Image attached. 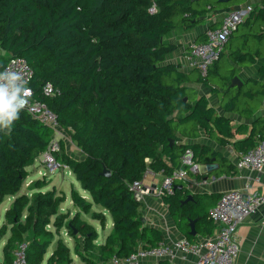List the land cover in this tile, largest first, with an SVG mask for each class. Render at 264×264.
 <instances>
[{
	"label": "trees",
	"instance_id": "1",
	"mask_svg": "<svg viewBox=\"0 0 264 264\" xmlns=\"http://www.w3.org/2000/svg\"><path fill=\"white\" fill-rule=\"evenodd\" d=\"M221 4L218 0H0V70L12 56L26 60L32 71V97L55 113L81 154L71 156L60 139L58 158L89 192L91 201L107 209L113 220L111 231L97 244V231L81 217L90 211L92 202L75 189L70 196L78 210L72 215L59 211L65 195L54 187L30 195L20 192L29 173L26 167L54 137L50 126L21 110L12 131L0 132V204L5 196L15 195L0 226V238L7 229L10 232L2 264H12V250L21 241L27 242L26 264H42L47 247L63 227L74 239L73 252L85 264H110L113 255L126 256L139 245L150 247L163 241L160 230L145 225L140 202L129 184L142 179L147 169L171 174L187 148L196 162L212 164L210 171L235 173V166L221 152L197 142H180L183 137L199 135V128L221 143L240 133V127L232 128L229 118L217 114L207 98L187 83L202 81L219 93L226 110L244 112L240 100L246 101L253 93L235 87L234 95H229L237 68L224 55L238 27L264 15V0L251 5L205 77L193 76L180 63L168 61V55L181 46L168 34L195 28L207 5ZM228 49L227 59L231 56L240 64L253 61L243 47ZM212 81L216 87L210 85ZM46 83L59 93L45 95ZM259 92L264 94V88ZM254 134L253 127L239 141L242 151L256 144ZM104 168L109 175L101 173ZM48 182L46 177L37 178L30 189H40ZM186 197L183 181H176L173 193L162 200L188 239L196 237L189 234L188 220L193 218L196 233L210 234L208 210L213 204L209 206L204 195H192L182 202ZM92 217L104 223L102 212H92ZM71 261L69 246L58 237L45 264Z\"/></svg>",
	"mask_w": 264,
	"mask_h": 264
},
{
	"label": "crops",
	"instance_id": "2",
	"mask_svg": "<svg viewBox=\"0 0 264 264\" xmlns=\"http://www.w3.org/2000/svg\"><path fill=\"white\" fill-rule=\"evenodd\" d=\"M218 1L222 2V4L215 5V7L212 8L207 5L206 13L204 14L201 22L195 28L187 32L175 30L174 32L177 33L178 38L171 39V41L173 42L181 43V46L176 48L171 54L168 55V61L180 63V68L185 72L191 73V75L193 76H197L198 71L195 68L185 66L189 43L193 41L197 42L201 40V38L204 40V29L206 27L218 25L221 17L228 11L235 8L244 7L246 5H257L262 0ZM261 27H264L263 14L257 15L255 18L250 19L249 23L247 22L246 24H241L231 38L230 47H228H243L245 51L251 54V56L253 57L252 62H245L240 64L235 62L231 56H228L227 59V53L229 50L228 48L225 51L224 55L225 61L228 60L229 65L237 68L236 75L242 82L239 86H231L229 83V85L232 87V89L229 90V95H234L236 88H243L244 91L249 90L251 93H253V96L251 98H246V101L244 99L240 100L239 107L241 105V108L245 109L243 110L244 112H241L240 109L234 111L226 110L223 107V101L220 100L219 93L213 91L211 87H209V85L204 84L202 81L192 80L187 83L188 85L194 87L197 95H204L207 98L208 105L214 107L217 114L229 118L232 128L240 127V133H236L228 137L223 143L209 136L203 128H199V135L195 137L181 138L180 142H197L212 147L213 149L221 152L229 160V162L235 166L234 174H216L215 171H210V169L204 175L191 174L187 181H183V185L185 186L187 195L190 194L191 197L192 195H204L209 202V206H211L212 204L214 205V202L217 200L220 193L229 189H240L248 193L264 194V167L261 169V171H255L245 167L237 168L235 165L238 155L240 154V152H242V147H240L239 141L248 137L253 127L255 129V134L253 135L254 141L257 143L261 139H264V106L262 103L264 94H261L259 92L264 88V29L261 30ZM214 82L215 81L209 82L212 87L217 86V84ZM199 86L206 88L207 91H200ZM244 105L248 108V110L244 107ZM66 152L69 153L70 151L66 149ZM71 156H73L74 158L80 157L81 154L79 149L77 151V155L73 154ZM32 165L33 164L27 166L26 169L28 171L31 170L30 167ZM34 169H36V167ZM69 172L70 169H68L67 173ZM163 175L164 174L161 172H155L151 169H147L144 172L143 178L141 180L144 185H154L162 179ZM26 177H29L26 184L35 180V178L30 177V172ZM47 179L49 180V183L44 186V188L47 187L46 189L40 188L31 190L44 191L54 187L57 191H62L65 195V199L59 204V211L65 212L68 210L70 212V215H72V213L78 210V208L72 203V199L70 196L71 189H75L81 196L91 201L89 192L81 187L78 180L76 181V183H71V188L67 193L65 192V190H63L62 187H60V183L53 182L52 178ZM201 179H206V181H202ZM20 192L25 191L20 189ZM14 196L15 195H7L3 198V201L5 199L8 201L6 206H4L5 210L7 206H9V204L13 201ZM3 201L1 202V204L3 203ZM91 202L92 205L90 211L88 213H82L81 217L82 219L90 223L97 231V238L95 239V242L99 244L104 241L106 235L111 231L113 220L107 209L99 204L94 203L93 201ZM92 212H102L105 218L104 223L101 224V220L92 217ZM140 214L145 225L152 226L160 230L164 237L163 241H165L169 245H173L174 242L181 237L187 238L184 235V232L178 228L175 220L168 210L167 204L162 200V198L157 197L152 192L144 195L142 200L140 201ZM91 219L100 221L101 237H99L97 227H95L93 223L89 221ZM193 219H195L196 222V218ZM1 222H4V217L2 218L0 214V223ZM218 226V223L212 221V231L210 234L203 235L201 233H196L195 239H187L194 242L204 237L212 236L218 229ZM62 229L65 230V227H63ZM9 233V229H7L6 233L0 238V264H2L3 261V246L7 240ZM237 233L239 235L240 247L238 256L236 258V264H264V205L259 206L254 212L245 217V219L237 226ZM57 239L58 236L56 238V242ZM98 240H100V242H97ZM63 241L65 242L64 239ZM73 244L74 241L72 240V247L68 245L70 248L71 258ZM49 246L47 247L42 264H45L47 256L52 252L56 244L52 249H49ZM174 249L175 250L172 259L165 257L158 260H151L147 264H157V262L161 260L167 261L168 264H172L175 262H181L184 264L194 263L196 257L193 254L181 252L180 249ZM73 255L77 256L75 253Z\"/></svg>",
	"mask_w": 264,
	"mask_h": 264
},
{
	"label": "built area",
	"instance_id": "3",
	"mask_svg": "<svg viewBox=\"0 0 264 264\" xmlns=\"http://www.w3.org/2000/svg\"><path fill=\"white\" fill-rule=\"evenodd\" d=\"M251 9V5L232 9L221 17L218 25L206 27L204 40L189 43L185 66L195 68L199 75L205 77L209 66L223 50L227 37L237 29L239 23L244 21ZM149 10L155 11V7H151ZM5 68L21 74L29 87L32 71L24 58L10 57L0 72L4 71ZM42 91L48 96L59 93V89L51 83L43 85ZM23 110L50 126L54 131V137L46 149L36 158L38 164L41 165L38 173L42 175L45 171L69 169L68 165L57 156L60 153L59 138L67 134L61 129L55 113L44 102L34 99L32 94ZM179 159L180 165L171 174H164L162 179L154 185H144L141 179L132 181L129 184V189L132 191L135 200L140 202L144 195L151 192L159 198L168 196L173 193L176 181H187L191 174L204 175L212 167V164L196 162L192 151L188 148L185 149ZM235 165L237 168L245 167L261 171L264 167V139H261L249 150L240 152ZM201 180L206 181V179ZM261 205H264L263 193H248L240 189L223 191L216 203L208 210V217L219 225L212 236L194 242L181 237L173 245H169L165 241H159L150 247L139 245L126 256L113 255L109 259V263L147 264L151 260L165 257L172 259L174 248H176L180 249L181 252L193 254L196 257L193 264H236L240 247L237 226ZM26 249V241H21L16 245L12 250V264H26ZM172 264L184 263L175 262Z\"/></svg>",
	"mask_w": 264,
	"mask_h": 264
},
{
	"label": "clouds",
	"instance_id": "4",
	"mask_svg": "<svg viewBox=\"0 0 264 264\" xmlns=\"http://www.w3.org/2000/svg\"><path fill=\"white\" fill-rule=\"evenodd\" d=\"M31 94L32 90L21 74L7 68L0 72V132L12 131Z\"/></svg>",
	"mask_w": 264,
	"mask_h": 264
},
{
	"label": "rangeland",
	"instance_id": "5",
	"mask_svg": "<svg viewBox=\"0 0 264 264\" xmlns=\"http://www.w3.org/2000/svg\"><path fill=\"white\" fill-rule=\"evenodd\" d=\"M177 36H178L177 33L174 32V31H171L168 34V38L170 40L171 39H177L178 38ZM199 90L200 91H207V89L204 88V87H202V86H199ZM57 137H59V135H57ZM60 139H63V141L65 143L66 149H68L70 151L69 152L70 155H73V154H76L77 155L78 148L75 146L74 142L71 141V139H70V137L68 135H65L64 137H60L59 140ZM34 162L35 163H33V165L30 167L31 170H29L30 177H33L35 179L36 178H42V177H46V178H49V179L52 178L53 182L60 183V187H62L63 190H65V192H67V193L69 192V190L71 188V183L72 182H75L76 183V181H77L76 178H75L74 173L71 170H70L69 173H67L68 169H56L53 172L45 171L44 174L40 175L38 173V171L40 170L41 165L38 164V160L37 159ZM35 167H36V169H34ZM28 178L29 177H26V179L23 180L20 189L24 190L25 193L28 192L27 194L30 195L35 190H31L30 189L31 182L28 183V184H26V182H28L27 181ZM42 188L43 189H46L47 187H45V188L42 187ZM7 202L8 201L5 199L3 201V203L1 204V206H0V214H1V217L2 218L4 217V211H5L4 206H6ZM89 221H91L93 223V225L95 227H97V230H98V233H99V237H101V224H100V221L99 220H95V219H91ZM61 231H60L59 235H56V234L54 235L53 241L50 244L49 249H52L54 247V245L56 244V238H57V236L58 237H61L62 239H64L65 240V243L67 245H70L72 247V240L74 241L73 237H70L64 229H61ZM67 236L70 237V238H68ZM97 242H100V240H98ZM73 254H74L73 251H71V255H72V258L73 259H72V261L69 264H85V262L82 261L79 256H74Z\"/></svg>",
	"mask_w": 264,
	"mask_h": 264
},
{
	"label": "water",
	"instance_id": "6",
	"mask_svg": "<svg viewBox=\"0 0 264 264\" xmlns=\"http://www.w3.org/2000/svg\"><path fill=\"white\" fill-rule=\"evenodd\" d=\"M224 1H229V0H224ZM241 83L242 82H241V80L239 79V77L237 75H235V76H233L231 78V81H230V85L231 86H234V85L239 86V85H241ZM184 99H186V98L184 97ZM262 103H263V106H264V98H263V102ZM170 142L172 143L173 139H170ZM101 173L103 175H109L110 171L108 169L104 168ZM191 198L192 197L189 194V195H187V197L182 202H187ZM194 223H195V219H189L188 220V224H189V227H190L189 234H191V235H195L196 234Z\"/></svg>",
	"mask_w": 264,
	"mask_h": 264
}]
</instances>
